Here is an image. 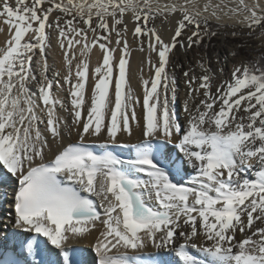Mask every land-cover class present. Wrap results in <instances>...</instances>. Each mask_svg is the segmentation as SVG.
<instances>
[{"label":"snow or ice","instance_id":"1","mask_svg":"<svg viewBox=\"0 0 264 264\" xmlns=\"http://www.w3.org/2000/svg\"><path fill=\"white\" fill-rule=\"evenodd\" d=\"M257 29L260 0H0V264H264V55L211 51Z\"/></svg>","mask_w":264,"mask_h":264},{"label":"rangeland","instance_id":"2","mask_svg":"<svg viewBox=\"0 0 264 264\" xmlns=\"http://www.w3.org/2000/svg\"><path fill=\"white\" fill-rule=\"evenodd\" d=\"M227 31L231 33L233 29H221V32ZM236 31H240L239 28L236 29ZM245 32H247V29H244ZM260 31L261 29H257L256 37L259 38H249L247 35L234 38L231 35L225 37L223 35L218 36L217 38H214L212 41V44L214 47L211 49V51H220L221 55H224V52L226 49L230 50H238L240 52V56L236 58V60L244 61V60H255L257 57L264 55V37H260ZM243 44L244 47L237 49L236 46ZM198 49H193L190 51L191 55H193L194 58L197 57ZM215 64L213 65V67Z\"/></svg>","mask_w":264,"mask_h":264},{"label":"bare ground","instance_id":"3","mask_svg":"<svg viewBox=\"0 0 264 264\" xmlns=\"http://www.w3.org/2000/svg\"><path fill=\"white\" fill-rule=\"evenodd\" d=\"M162 2H164V0H162ZM261 4H264V0H260ZM168 33L165 32V36H167ZM6 39L5 35L3 33H0V44H2L4 42V40ZM232 50L230 49H226L224 52V55H226L228 52H230ZM138 55V54H137ZM57 59H59L58 55H57ZM196 58L193 57V55H191V53L189 52L187 56H185L182 52H178L177 53V57L174 58V62L176 63H185V65H187V63L189 61H194ZM93 60H95V56H93ZM234 63H239L238 60H232L231 58L229 59V63H228V70L229 72L231 71V68L233 67ZM215 67V66H214ZM177 72V76L180 78V88H181V92H180V101H181V108H182V101L184 99V82H183V77L181 76V70L179 68H177L176 70ZM181 118H183L181 116ZM139 138V134H137L136 137H133V142H135L136 139ZM73 140H75V137L72 138ZM173 155H175V149H171ZM5 209L1 208L0 209V217L3 216ZM13 231V229L11 228V226L9 225L7 232H11ZM1 241V240H0ZM93 239L90 237L88 240H83V241H78V242H73V244L70 246V249L73 247H82L84 248L85 254H84V260L85 262H88V264H90V262L94 259V253L92 252L91 249V245L93 243ZM148 252H151V249L147 250Z\"/></svg>","mask_w":264,"mask_h":264}]
</instances>
